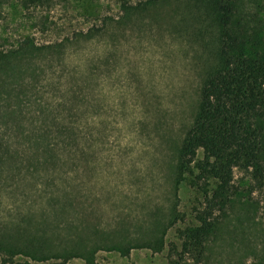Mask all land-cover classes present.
<instances>
[{
	"label": "rangeland",
	"instance_id": "1",
	"mask_svg": "<svg viewBox=\"0 0 264 264\" xmlns=\"http://www.w3.org/2000/svg\"><path fill=\"white\" fill-rule=\"evenodd\" d=\"M146 1L53 0L21 10L15 0H0V51L26 38L34 46L7 76L10 95L19 99L14 105L33 116L56 111L55 121L94 135L93 155L20 166L0 160V236H15L11 228L20 224L58 251L44 260L19 253L3 261L0 254V264L178 258L177 229L192 221L202 190L179 171L177 150L214 64L215 25L206 1ZM23 119L27 128L38 123ZM6 130L0 120V132L15 142ZM232 184L244 187L243 196L216 211L218 228L199 264H264V182L257 186L235 168ZM115 242L123 247H109ZM76 245L81 250L65 254Z\"/></svg>",
	"mask_w": 264,
	"mask_h": 264
},
{
	"label": "trees",
	"instance_id": "2",
	"mask_svg": "<svg viewBox=\"0 0 264 264\" xmlns=\"http://www.w3.org/2000/svg\"><path fill=\"white\" fill-rule=\"evenodd\" d=\"M51 1L15 0L11 4L22 10ZM150 1L162 0L146 3ZM203 1L208 4L215 25L214 64L201 80L193 120L177 150V167L192 175L191 184L202 190V200L193 209L192 221L177 229L180 249L175 250L178 258L174 264H188L189 259L199 264L205 260L208 243L218 228L216 211L222 213L233 197L243 196L245 191L244 187L238 191L232 184L235 168L247 172L257 186L264 182V0ZM33 47L26 38L15 48L0 51V120L6 131L11 129L18 139L10 141L4 131L0 132V160L14 161L13 164L17 161L20 166L24 162L38 165L39 157L93 155L90 146L94 135L90 128L83 131L80 126L55 121L59 113L53 110L42 109L33 116L14 105L13 98H17V103L19 99L10 95L7 76L15 74V60ZM67 114L74 117L75 113ZM27 116L37 118L38 123H30L27 128L23 119ZM18 157L21 158L17 160ZM63 199L73 201L66 194ZM66 200L59 203L60 211L68 203ZM11 229L15 236H0L3 261H13L19 253L44 260L58 252L48 247L44 238L37 237L38 233L24 230L20 224ZM77 246L65 250V254L81 250ZM109 247L123 245L115 242ZM66 260L67 256L58 264Z\"/></svg>",
	"mask_w": 264,
	"mask_h": 264
}]
</instances>
